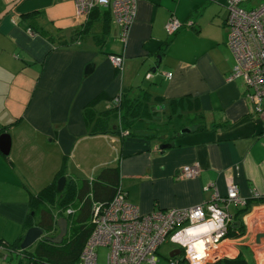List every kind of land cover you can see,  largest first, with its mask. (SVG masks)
<instances>
[{"label": "crops", "instance_id": "crops-1", "mask_svg": "<svg viewBox=\"0 0 264 264\" xmlns=\"http://www.w3.org/2000/svg\"><path fill=\"white\" fill-rule=\"evenodd\" d=\"M225 3L136 0L121 41L106 8L85 26L72 0H0V134L10 136L9 153L0 151V242L23 249L45 187L63 176L62 191L70 182L77 193L105 171L142 213L208 202L235 183L246 205L229 207L228 259L264 264V101L228 79ZM170 17L192 25L168 35ZM46 206L55 221L67 216ZM0 264L28 258L0 254Z\"/></svg>", "mask_w": 264, "mask_h": 264}, {"label": "built area", "instance_id": "built-area-1", "mask_svg": "<svg viewBox=\"0 0 264 264\" xmlns=\"http://www.w3.org/2000/svg\"><path fill=\"white\" fill-rule=\"evenodd\" d=\"M72 1L75 16L83 25L95 8L108 9L114 22L121 27L120 40H125L134 18L136 0ZM248 1L226 0L225 3L227 45L234 58L228 79L241 78L248 96L254 102H260L264 101V0L251 9H244L242 4ZM191 25V21L182 23L170 17L164 28L168 35H173L181 27ZM109 57L116 67H120L121 56ZM166 76L169 78L171 73ZM119 101V96L113 98L114 104ZM127 133L124 131L123 134ZM196 172L194 165L183 170V175L190 177ZM245 205L246 200L237 185L229 183L225 194L215 192L208 202L142 213L118 187L108 202L92 204V230L74 264H158V249L164 242L180 250L178 255L168 256L165 264H216L233 256V249L226 242L232 222L229 207ZM72 212L71 208L65 210L66 215ZM97 247L107 248L102 263L98 262ZM0 254L6 261L12 255L21 259L25 256L22 249L5 242H0Z\"/></svg>", "mask_w": 264, "mask_h": 264}, {"label": "trees", "instance_id": "trees-1", "mask_svg": "<svg viewBox=\"0 0 264 264\" xmlns=\"http://www.w3.org/2000/svg\"><path fill=\"white\" fill-rule=\"evenodd\" d=\"M104 173L105 171L94 180L82 182L77 193L75 192V185L70 182L66 183L65 190L60 193L56 191L55 184L45 187L39 193L38 199L42 203V206L37 225L48 235L52 234L53 231H57V225L52 206L46 205L49 203V205L54 204L66 209L69 205L70 207L68 208L73 209V212L66 216L67 241H65L66 237L62 241L64 247H68V249L60 250V246L55 248L54 244L40 239L32 252L28 251L27 253L25 249H22L25 254L24 259L28 258V264L36 262L48 264L46 262L47 259H56L58 263L55 264H74L78 261L81 250L92 230L90 225L92 204L108 202L117 190L116 185L118 183L116 182L115 185L113 184L114 186H110L112 182L103 177ZM105 181H109V184H104ZM72 205L75 208L71 207ZM240 211H247V207L242 208ZM61 216L63 215L61 214ZM216 264H247V262L237 256L232 259H222Z\"/></svg>", "mask_w": 264, "mask_h": 264}, {"label": "water", "instance_id": "water-1", "mask_svg": "<svg viewBox=\"0 0 264 264\" xmlns=\"http://www.w3.org/2000/svg\"><path fill=\"white\" fill-rule=\"evenodd\" d=\"M91 66L86 67L85 74L88 73ZM169 145H161L160 148H166ZM10 149V136L8 133L4 132L0 134V151L4 155H7L9 153ZM65 183V178L62 176L57 181V187L56 190L58 192L62 191V188ZM238 223V222H235ZM56 225H57V233L55 235H48L44 232V230L39 226H32L28 228L26 231L22 242L20 244L21 248L25 249L29 246H31L33 243H35L38 239H42L46 242H49L54 245L61 244L63 239L65 238L67 234V219L64 216H60L56 219ZM259 240V237H257V241ZM180 252L179 249H174L169 252V256L173 257L175 255H178Z\"/></svg>", "mask_w": 264, "mask_h": 264}, {"label": "rangeland", "instance_id": "rangeland-1", "mask_svg": "<svg viewBox=\"0 0 264 264\" xmlns=\"http://www.w3.org/2000/svg\"><path fill=\"white\" fill-rule=\"evenodd\" d=\"M260 2H261V0H249L248 2L243 3L242 7L244 9H251L255 5L259 4ZM67 236L68 235L66 234L65 241H67ZM36 244H37V242L33 243L31 246H29L28 251L32 252ZM57 246H60V250H67L68 249V247H66V248L64 247L63 243L58 244V245H54L55 248H57ZM174 248H175V246L171 245L168 242H164L163 244H161V246L158 249V257H159V263L158 264H165L166 260L169 256V252ZM255 250H257V249H255ZM260 250H264V247L260 248ZM106 252H107V248H105V247H97L96 248V253L98 256L97 258H98L99 263H102L105 260ZM46 262H48V264L58 263L56 259H47ZM45 264H47V263H45Z\"/></svg>", "mask_w": 264, "mask_h": 264}]
</instances>
